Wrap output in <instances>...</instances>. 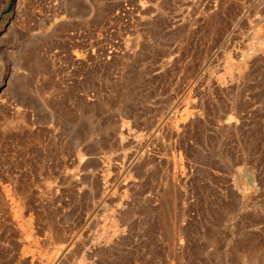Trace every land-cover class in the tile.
Instances as JSON below:
<instances>
[{
	"label": "rangeland",
	"instance_id": "374dc122",
	"mask_svg": "<svg viewBox=\"0 0 264 264\" xmlns=\"http://www.w3.org/2000/svg\"><path fill=\"white\" fill-rule=\"evenodd\" d=\"M0 264H264V0H0Z\"/></svg>",
	"mask_w": 264,
	"mask_h": 264
}]
</instances>
